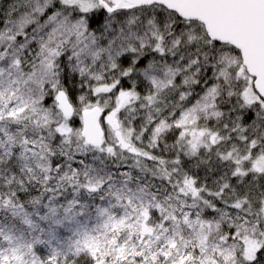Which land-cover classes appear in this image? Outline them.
Segmentation results:
<instances>
[{
	"label": "snow or ice",
	"instance_id": "snow-or-ice-1",
	"mask_svg": "<svg viewBox=\"0 0 264 264\" xmlns=\"http://www.w3.org/2000/svg\"><path fill=\"white\" fill-rule=\"evenodd\" d=\"M0 264H264V0H0Z\"/></svg>",
	"mask_w": 264,
	"mask_h": 264
}]
</instances>
